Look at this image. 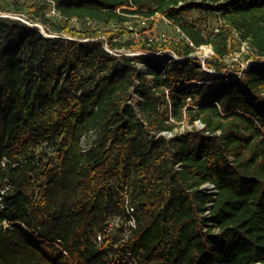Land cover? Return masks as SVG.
Instances as JSON below:
<instances>
[{"label": "trees", "instance_id": "trees-1", "mask_svg": "<svg viewBox=\"0 0 264 264\" xmlns=\"http://www.w3.org/2000/svg\"><path fill=\"white\" fill-rule=\"evenodd\" d=\"M50 1L0 0V264H264V0Z\"/></svg>", "mask_w": 264, "mask_h": 264}, {"label": "rangeland", "instance_id": "rangeland-1", "mask_svg": "<svg viewBox=\"0 0 264 264\" xmlns=\"http://www.w3.org/2000/svg\"><path fill=\"white\" fill-rule=\"evenodd\" d=\"M0 16H5V14H0ZM186 19L188 20H194V22L197 20V19H200V20H197V24H199L200 22L202 23V26L205 30H212L213 32H216V30L218 28H220L223 24L222 20L219 18V16L216 14V13H204V12H194V13H187L186 14ZM21 20H24L25 22L29 23L25 18H21ZM159 23V22H158ZM30 25H35V24H32V23H29ZM159 26H157V29L153 30V31H149V34L151 33L152 36H162L161 34L164 33L165 36H173L174 32L173 30H171V28L166 25V24H158ZM131 26V25H129ZM147 28L148 26L145 24V23H141V27H138V28H133V27H129V30H135V32L137 33H140L141 29L142 28ZM157 30V31H156ZM46 35H50V36H53V34H48L45 32ZM128 36V35H126ZM135 40H138L139 38V35L137 34L135 37ZM240 51L241 52H245L247 53L248 51V48L245 44H242L241 45V48H240ZM118 52H121L123 54H126L128 56H145V55H148V56H154V57H158V56H164L165 58L169 59V56L167 54H169L168 52H164V53H160V54H153V53H143V52H130V51H125V50H121V51H118ZM194 56L193 58L197 59V60H201L203 61L205 59V61L208 59V57H210V52L207 50V49H199V50H196L193 55ZM200 61V62H201ZM250 61H245V58L243 56H241L240 52H237L235 48L232 49V53L231 55L228 57V59L225 61V64L227 65V68L228 70H230V73L232 74V72H234V68L233 66H235V64H240V66L242 68H246L247 67V64L249 63ZM202 64V62H201ZM203 65V64H202ZM140 68L141 70L143 71V66L140 64ZM203 70L206 71L207 74H212L214 75L215 72L211 69H207V68H203ZM222 75H218V77H221ZM202 84H207L209 83L207 81V76H205L203 78V80L201 81ZM136 99V98H135ZM137 111V109H136ZM199 127H201L199 124H197ZM95 139V134H90V136L88 138H83L81 140V144H82V147L84 150H87L88 147L90 146L89 144L93 143ZM2 189V188H1ZM0 189V191H1Z\"/></svg>", "mask_w": 264, "mask_h": 264}, {"label": "built area", "instance_id": "built-area-1", "mask_svg": "<svg viewBox=\"0 0 264 264\" xmlns=\"http://www.w3.org/2000/svg\"><path fill=\"white\" fill-rule=\"evenodd\" d=\"M46 1H48V2H50L51 3V7H50V9L48 10V13H47V15L48 16H50V17H59V13L56 11V9H55V5H54V3H52L50 0H46ZM13 18H18V19H21V18H19V17H17V16H12ZM158 20H160L161 22H163L164 24H166V25H169V22L165 19V18H163V17H161V16H158ZM23 22H25L24 20H22ZM25 23H27V22H25ZM29 24V23H28ZM177 32H179L180 33V30L179 29H177ZM162 36H158L157 37V39H166V38H170L171 36H165V34L164 33H162L161 34ZM53 36H55V35H53ZM191 46H192V43L190 42V40L187 38V37H185V36H182ZM103 47H104V49L110 54V55H120V53L121 52H119V53H117V52H114V51H111V50H109L108 49V47H107V45H106V43H103ZM199 49H207L209 52H210V56L213 54V52H212V49L209 47V46H206V45H203V46H199V47H197L196 49H195V51L196 50H199ZM169 54H167L168 56H169V60L170 61H172V60H174V61H178V60H180V59H182V58H179V57H177L173 52H168ZM157 54H160V52L159 53H157ZM162 54V53H161ZM126 55V54H125ZM193 54H191V55H189V57H194V56H192ZM209 58V57H208ZM201 61V60H200ZM202 62V64H203V68H204V62H205V59L203 60V61H201ZM138 67L140 68L141 66H140V64L138 65ZM141 69V68H140ZM167 137H170L171 135L170 134H165ZM7 189V187H3L2 189H1V191H0V195L1 194H3L4 193V191ZM203 189H205L208 193H210V194H215V192H216V190H215V188L212 186V185H209V184H206V185H204L203 186ZM127 213H128V215H129V220H128V222H127V227L123 230V232H122V238L124 239V238H126L127 236H128V233H129V231H130V229H132V228H134L135 227V221H134V218L131 216V214H130V212H129V210L127 209ZM117 224H118V218L117 219H115V220H113V221H111V222H109L108 223V225L106 226V228L103 230V232L102 233H99V234H97V237H96V240H97V242L98 243H100L101 241H102V238H103V234H107V233H110L111 232V230L114 228V227H117ZM3 227V228H8V227H10V225L9 224H7L6 222H2V223H0V227Z\"/></svg>", "mask_w": 264, "mask_h": 264}, {"label": "water", "instance_id": "water-1", "mask_svg": "<svg viewBox=\"0 0 264 264\" xmlns=\"http://www.w3.org/2000/svg\"><path fill=\"white\" fill-rule=\"evenodd\" d=\"M0 17H7V16H0ZM17 19H18V18H17ZM18 20L22 21L21 19H18ZM22 22H23V21H22ZM24 23H25V22H24ZM25 24H27V25H29V26L32 27V25H30V24H28V23H25ZM33 26L38 27V28L40 29V33H41L42 36H44V37H54V36L46 35L44 29H43L41 26H39V25H33Z\"/></svg>", "mask_w": 264, "mask_h": 264}, {"label": "bare ground", "instance_id": "bare-ground-1", "mask_svg": "<svg viewBox=\"0 0 264 264\" xmlns=\"http://www.w3.org/2000/svg\"><path fill=\"white\" fill-rule=\"evenodd\" d=\"M35 25H37V24H35Z\"/></svg>", "mask_w": 264, "mask_h": 264}]
</instances>
